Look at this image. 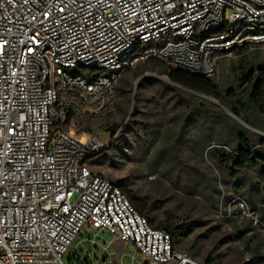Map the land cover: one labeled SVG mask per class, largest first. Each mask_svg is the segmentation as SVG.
<instances>
[{"label":"built area","instance_id":"1","mask_svg":"<svg viewBox=\"0 0 264 264\" xmlns=\"http://www.w3.org/2000/svg\"><path fill=\"white\" fill-rule=\"evenodd\" d=\"M246 45H264V0H0V264H124L115 242L146 264H206L92 170L107 143L73 128L116 110L127 69L212 78Z\"/></svg>","mask_w":264,"mask_h":264},{"label":"rangeland","instance_id":"2","mask_svg":"<svg viewBox=\"0 0 264 264\" xmlns=\"http://www.w3.org/2000/svg\"><path fill=\"white\" fill-rule=\"evenodd\" d=\"M142 64L121 73L114 112L88 115L75 123L78 138L97 135L107 143L91 159L92 170L116 184L124 180L129 189L150 196L156 202L158 219H166L170 212L185 228L180 245L198 261L264 264V181L251 171L238 191L236 182L221 170L217 155L223 148L218 141L226 125L236 123L262 136L264 131L233 115L216 98L208 97L219 104L198 96L204 107H194L169 88L162 69ZM262 65L264 45L251 46L243 54L233 50L218 56L212 79L222 91H236L242 72L256 71ZM99 73L111 71L101 69L95 75ZM210 109L227 116L208 118ZM250 236L254 238L247 245L245 239ZM112 246L124 254V264H131L132 255H136L135 264H146L124 243Z\"/></svg>","mask_w":264,"mask_h":264},{"label":"trees","instance_id":"3","mask_svg":"<svg viewBox=\"0 0 264 264\" xmlns=\"http://www.w3.org/2000/svg\"><path fill=\"white\" fill-rule=\"evenodd\" d=\"M249 45L235 49L237 53L243 54L249 49ZM142 65L162 69V74L168 77L166 82L170 89L176 91L181 99L194 107H204V104L199 102L198 93L207 97H213L220 101L233 115L242 119L252 127L264 131V66L262 65L256 71L248 73L242 72L240 83L237 90L228 89L222 91L215 84L212 78L203 77L189 73L187 71L172 69L165 64L150 60ZM208 118H217V116H227L226 113L210 109L207 113ZM111 129H115L111 126ZM222 137L218 144L223 148L219 152V166L226 175L236 182V188L241 191L240 183L248 178L251 171L257 172L262 181H264V136L253 133L249 129L236 123L228 124L222 130ZM212 138L207 140V144ZM256 146L260 149L256 150ZM158 153L154 154L157 156ZM154 158V157H153ZM172 168L170 171H173ZM155 172L152 171L151 173ZM101 175V174H100ZM119 185L125 192L126 196L135 207V209L145 216L149 223L157 229L168 232L173 240L176 249L184 251V246L180 245L181 235L185 228L175 221V217L167 211V217L164 220L158 219L154 210L157 205L154 200L148 195H139L134 190L128 188V183L124 180L119 181ZM264 191V186H263ZM253 207L255 205L253 204ZM249 228L251 226H248ZM243 233V232H242ZM253 236L245 239V244L249 245L253 240ZM255 238H258L255 235ZM256 254H260L255 251ZM208 259L205 263L210 264Z\"/></svg>","mask_w":264,"mask_h":264},{"label":"water","instance_id":"4","mask_svg":"<svg viewBox=\"0 0 264 264\" xmlns=\"http://www.w3.org/2000/svg\"><path fill=\"white\" fill-rule=\"evenodd\" d=\"M167 80H168V79H167ZM194 94H195L196 96H200L201 98H205V99H208V100H210V101H212V102H215V103L219 104L218 102H216V101H214V100L208 98L207 96H204V95H201V94H198V93H194Z\"/></svg>","mask_w":264,"mask_h":264},{"label":"crops","instance_id":"5","mask_svg":"<svg viewBox=\"0 0 264 264\" xmlns=\"http://www.w3.org/2000/svg\"><path fill=\"white\" fill-rule=\"evenodd\" d=\"M117 250V248H115Z\"/></svg>","mask_w":264,"mask_h":264}]
</instances>
